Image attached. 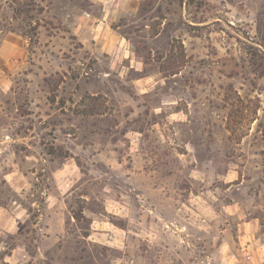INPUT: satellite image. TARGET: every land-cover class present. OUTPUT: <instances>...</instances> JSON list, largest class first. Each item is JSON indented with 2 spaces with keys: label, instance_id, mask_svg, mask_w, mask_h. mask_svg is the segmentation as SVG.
<instances>
[{
  "label": "rangeland",
  "instance_id": "obj_1",
  "mask_svg": "<svg viewBox=\"0 0 264 264\" xmlns=\"http://www.w3.org/2000/svg\"><path fill=\"white\" fill-rule=\"evenodd\" d=\"M12 198L30 217L0 264H264V0H0Z\"/></svg>",
  "mask_w": 264,
  "mask_h": 264
},
{
  "label": "crops",
  "instance_id": "obj_2",
  "mask_svg": "<svg viewBox=\"0 0 264 264\" xmlns=\"http://www.w3.org/2000/svg\"><path fill=\"white\" fill-rule=\"evenodd\" d=\"M62 168L60 169L62 170ZM53 173V187L50 189L46 187L41 192L45 196L44 212H41L39 208L36 209L38 213L34 218V225L40 226L38 228L44 230L47 238L58 237L64 232L63 219L65 214L63 201L67 196L62 182L64 178L60 180L56 178V171ZM3 177L13 192L17 193L20 197L26 195L31 182L23 173L17 174L14 168L6 169L3 172ZM9 201L5 205L0 204V232L14 235L18 233V224L28 221L30 213L29 209L20 200L12 198ZM31 205H35V201L31 202ZM0 249H5V243L2 241H0ZM25 250L24 245L16 243L11 246L8 257L10 260H14L18 256V252H24Z\"/></svg>",
  "mask_w": 264,
  "mask_h": 264
}]
</instances>
